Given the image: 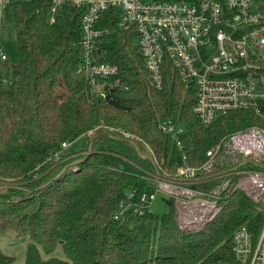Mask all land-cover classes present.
Returning a JSON list of instances; mask_svg holds the SVG:
<instances>
[{
	"label": "trees",
	"instance_id": "1",
	"mask_svg": "<svg viewBox=\"0 0 264 264\" xmlns=\"http://www.w3.org/2000/svg\"><path fill=\"white\" fill-rule=\"evenodd\" d=\"M51 8V0H9L2 11L14 23L20 61L11 77L0 71V234L29 239L24 264H240L235 231L245 226L257 238L264 223L244 192H222L220 212L193 233L179 228L174 199L169 214L155 215L137 212L138 198L129 206L128 195L155 191V176L202 166L224 137L264 130V101L259 113L232 111L205 127L194 113L195 84L171 63L164 62L162 89L151 86L137 33L119 26L116 8L100 16L99 51L129 90L110 87L105 100H94L87 80L75 76L84 11L63 5L51 23ZM162 121L183 129L178 139L162 132ZM81 137L88 147L72 151ZM220 173L216 165L197 187H218ZM59 248L64 258L53 256ZM15 261L0 248V264Z\"/></svg>",
	"mask_w": 264,
	"mask_h": 264
},
{
	"label": "built area",
	"instance_id": "2",
	"mask_svg": "<svg viewBox=\"0 0 264 264\" xmlns=\"http://www.w3.org/2000/svg\"><path fill=\"white\" fill-rule=\"evenodd\" d=\"M51 1V23L63 5L84 11L76 72L91 89H100V100L107 98L110 87L129 90L117 79L118 66L104 62L99 51V42L106 34L99 28L100 16L116 8L120 12L119 26L123 30L133 28L137 33V46L150 73L151 86L162 89L164 62L171 63L183 82L195 84L194 113L205 127L232 111L260 112L264 101V10L258 0ZM8 3L9 0H0L1 12ZM1 60H6V54L0 46ZM159 127L174 139L183 132L171 121H162ZM121 133L138 140L128 132ZM231 164L236 165L229 169ZM216 165L225 173L213 179L225 181L211 191L199 189L197 186L208 180L206 172ZM231 177L236 180L233 186ZM152 180L156 190L130 192L128 205L133 206V200L138 198L137 212L149 211L155 192L163 190L174 199L175 217L185 233L199 232L217 216L222 209L218 201L225 190L244 192L264 213V130L253 127L224 137L207 151L202 166L184 165L173 177L155 176ZM233 251L240 264H264V223L257 238L247 227L238 228Z\"/></svg>",
	"mask_w": 264,
	"mask_h": 264
},
{
	"label": "rangeland",
	"instance_id": "3",
	"mask_svg": "<svg viewBox=\"0 0 264 264\" xmlns=\"http://www.w3.org/2000/svg\"><path fill=\"white\" fill-rule=\"evenodd\" d=\"M0 46L4 49L6 60L0 61V71L12 76L13 70L17 67L20 61V55L17 47L16 30L14 23L8 21L3 12L0 11ZM76 78H83L82 75L76 74ZM100 89L95 87L91 89V96L94 100H99ZM88 147L87 137H81L76 140L71 146L72 151L81 150ZM155 200L148 207L149 211L155 215H165L172 211V197L163 190L155 192ZM29 244L27 237H18L16 233L9 232L0 234V248L8 255L15 257L14 264H24L26 249ZM60 258H64L61 249L53 254Z\"/></svg>",
	"mask_w": 264,
	"mask_h": 264
}]
</instances>
